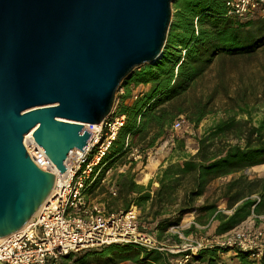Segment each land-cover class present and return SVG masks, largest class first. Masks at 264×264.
<instances>
[{
  "label": "trees",
  "instance_id": "trees-1",
  "mask_svg": "<svg viewBox=\"0 0 264 264\" xmlns=\"http://www.w3.org/2000/svg\"><path fill=\"white\" fill-rule=\"evenodd\" d=\"M172 10L160 59L135 69L121 84L119 92L123 91L118 93L114 108L115 114L125 117V123L87 191L98 187L106 171L117 162H125L130 147L143 151L153 148L159 138H165L178 115L183 114L193 127L199 125L208 114L209 101L185 106V97L216 58L248 55L264 46V17L239 19L229 14L227 0H175ZM194 141L195 152L187 153L185 140L174 139L169 156L178 151V160L169 159L160 170L157 187L152 188L150 182L143 186L134 181V161L116 175L117 192L123 200L121 210L135 206L138 220L150 225L145 230L167 245L181 243L169 229L179 226L188 213H194V220L201 225L214 221L216 236L235 229L252 216L255 226L259 217L264 216V174L251 178L244 172L264 165V115L256 125L234 116L219 120ZM228 176L230 179L219 187L218 193L205 198L202 204L197 203L210 182ZM222 203L221 210L218 206ZM197 230L190 225L181 232L186 237ZM183 255L133 244H111L81 252L74 263L174 264ZM187 264H264V258L239 249L213 246L198 250Z\"/></svg>",
  "mask_w": 264,
  "mask_h": 264
},
{
  "label": "water",
  "instance_id": "water-1",
  "mask_svg": "<svg viewBox=\"0 0 264 264\" xmlns=\"http://www.w3.org/2000/svg\"><path fill=\"white\" fill-rule=\"evenodd\" d=\"M175 0H0V238L18 231L54 175L23 145L32 131L60 172L135 69L162 56Z\"/></svg>",
  "mask_w": 264,
  "mask_h": 264
},
{
  "label": "built area",
  "instance_id": "built-area-1",
  "mask_svg": "<svg viewBox=\"0 0 264 264\" xmlns=\"http://www.w3.org/2000/svg\"><path fill=\"white\" fill-rule=\"evenodd\" d=\"M227 4L229 14L239 19L264 17V0H227ZM183 122L181 117L173 120L169 127V139L174 138ZM124 123L125 117L115 114L113 107L101 123L84 124L83 129L91 133L87 143L82 151L74 148L70 152L62 173L34 141L32 133L24 135L23 145L30 159L41 170L52 173L54 183L49 199L28 225L21 231L0 238V264H63L68 256L111 244H133L147 250L184 253L174 264H187L198 250L213 246L239 249L252 253L258 259L264 258V233L252 226L243 224L211 238L195 237L188 244L183 242L188 236H183L180 227H171L169 231L177 234L181 243L167 245L139 223V212L135 206L131 205L126 211L105 214L100 205H89L87 188L103 167V159ZM127 141L128 138L125 145ZM170 144L173 145V142ZM126 159L129 163L136 162L141 159V152L130 147ZM109 194L115 196L116 189L111 188ZM187 225L199 228L193 220Z\"/></svg>",
  "mask_w": 264,
  "mask_h": 264
},
{
  "label": "rangeland",
  "instance_id": "rangeland-1",
  "mask_svg": "<svg viewBox=\"0 0 264 264\" xmlns=\"http://www.w3.org/2000/svg\"><path fill=\"white\" fill-rule=\"evenodd\" d=\"M122 91L120 90L119 92L118 90L116 97ZM185 101V106H190L196 101H201V103L209 101L207 107L208 114L197 127H193L192 124L188 123L183 114L178 115L175 119L181 117L182 120L184 119V122L180 130L175 133L173 139L168 138V128L166 137L159 138L153 148L143 151L139 150L141 152V159H137L136 162L134 161L135 165L132 169L134 179L140 180L139 177L143 172H147L144 166H146L149 157L150 160L157 159L158 154L155 153L159 146L165 145L161 150H164V152L168 151V154H170L171 148L174 147V139H184L186 152L192 153V148H196L195 138L201 136L209 125L219 120L234 116L236 120H248L253 125L258 123L264 115V46L248 55L216 58L207 72L197 81L188 95H186ZM230 141L235 143L234 139ZM171 142H173V145L170 144ZM173 153L176 155L178 151ZM126 157L125 162H117L114 168L108 173H105L98 187L91 192H86L87 203L89 205H100L105 214L118 212L122 209L123 200L117 192L116 175L123 170H127L130 166L129 160ZM143 158L145 159L144 162ZM119 169L122 170L119 171ZM257 171L259 172L260 170ZM257 171L254 172V170L247 169L244 172L247 175H253ZM111 188L116 189L115 196L109 194ZM213 193L215 194V192ZM218 208L223 209L224 207L222 204H219ZM139 223L142 224L143 222L139 220ZM211 223L212 221H208L207 224L209 226L204 227L203 230L197 228V232L191 234L192 237L188 236L183 240L184 244H188L189 240L195 237H213L214 229L211 227ZM245 225L251 227L254 224L249 221ZM258 230L264 233V225L260 226ZM98 249H93V251ZM78 255H81V253L66 257L63 260V264H75L74 262Z\"/></svg>",
  "mask_w": 264,
  "mask_h": 264
},
{
  "label": "crops",
  "instance_id": "crops-1",
  "mask_svg": "<svg viewBox=\"0 0 264 264\" xmlns=\"http://www.w3.org/2000/svg\"><path fill=\"white\" fill-rule=\"evenodd\" d=\"M196 150V148H192V153H194ZM177 151H175L176 153ZM169 152L166 151L164 152V150L162 151L161 149H158L156 150V153L155 154H158V157L156 160H150V157L148 158L147 160V164L146 166H144L145 170L147 169V172H143V174L140 176V180H136L134 179V181L137 183V184H140V185H143V186H146L149 182L151 183L152 185V188L154 187H157L158 186V182H157V176L158 174L160 173V170L162 168H164L166 165H167V162L170 161L169 159H171L172 162L174 161H177L178 160V157L176 155H174V153L171 154V157L169 156L168 154ZM169 156V157H168ZM155 162V165L152 167V168H147L149 164H151V162ZM251 170H254L257 171V170H260L259 172L257 171L255 174L253 175H249V177H255V176H260L262 174H264V167H252V168H249ZM150 170V171H149ZM145 174L148 175V178L144 181V177H145ZM230 179V176L228 177H224V178H217L215 180H213L212 182H210V184L207 186L206 188V191L204 193L203 196H201L198 200H197V203L198 204H202L204 199L205 198H208V197H211L212 195H214L213 192L215 193H218L219 191V187L221 185H223L225 182H227L228 180ZM143 181V182H142ZM182 194V192L180 193ZM177 204H175L174 206H176ZM223 207H224V204L222 203ZM133 206V205H132ZM150 205H148L147 209L149 208ZM222 210V208H219ZM224 209V208H223ZM196 217V215L194 213H188V214H185L182 219H181V223L179 225L180 229L183 230V229H186L187 228V223L188 222H191L192 220L195 221V223L198 224L199 228L198 229H201L203 230L204 227L208 224H203L201 225L200 223L196 222V220H194ZM253 217V216H252ZM252 217H249L246 221H244L241 225L243 224H246L247 222H252L254 224V220L252 219ZM143 227L146 228H150V225H146L144 224V222L141 224ZM211 227L213 229H215V226H216V223L214 221H212V223L210 224ZM264 225V216H260L259 217V222L257 223V225H253L252 227H255V228H260V226H263ZM249 226V225H247ZM170 232V231H169ZM200 232V231H199ZM119 264H129L127 262H122V263H119Z\"/></svg>",
  "mask_w": 264,
  "mask_h": 264
},
{
  "label": "bare ground",
  "instance_id": "bare-ground-1",
  "mask_svg": "<svg viewBox=\"0 0 264 264\" xmlns=\"http://www.w3.org/2000/svg\"><path fill=\"white\" fill-rule=\"evenodd\" d=\"M32 131L33 130H31L29 133H32ZM155 165V162L153 161V162H151V164H149L148 165V167L147 168H152L153 166ZM257 167H264V165H260V166H257ZM150 171V170H149ZM140 178V177H139ZM148 178V175L147 174H145V177H144V181L146 180ZM143 182V181H142ZM50 197V196H49ZM49 197H47V199L44 201V202H46L48 199H49ZM44 202L42 203V204H44ZM42 206V205H41ZM40 206V207H41ZM39 210V209H38ZM37 210V211H38ZM37 211H36V213H37ZM35 213V214H36ZM34 214V215H35ZM33 215V216H34ZM33 216L18 230V231H21L22 229H24L27 225H28V223L31 221V219L33 218ZM18 231H16V232H18ZM15 233V232H14Z\"/></svg>",
  "mask_w": 264,
  "mask_h": 264
}]
</instances>
